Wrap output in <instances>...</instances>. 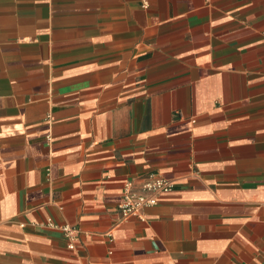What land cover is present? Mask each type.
<instances>
[{"label": "crops", "instance_id": "0c3cea01", "mask_svg": "<svg viewBox=\"0 0 264 264\" xmlns=\"http://www.w3.org/2000/svg\"><path fill=\"white\" fill-rule=\"evenodd\" d=\"M0 264H264V0H0Z\"/></svg>", "mask_w": 264, "mask_h": 264}, {"label": "built area", "instance_id": "2783aa9c", "mask_svg": "<svg viewBox=\"0 0 264 264\" xmlns=\"http://www.w3.org/2000/svg\"><path fill=\"white\" fill-rule=\"evenodd\" d=\"M143 5H146L144 1ZM173 189V184L156 174H150L147 181L142 185V192H136L131 183L124 187L123 197L118 204V208L124 219L131 216L142 217L144 208L155 205L158 200L156 195L169 192ZM46 226L52 229H59L64 236L69 239L68 248L73 249L76 242L77 230L69 225L57 226L47 220Z\"/></svg>", "mask_w": 264, "mask_h": 264}]
</instances>
